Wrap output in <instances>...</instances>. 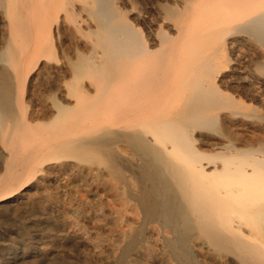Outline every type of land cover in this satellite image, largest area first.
Listing matches in <instances>:
<instances>
[{"label":"bare ground","instance_id":"1","mask_svg":"<svg viewBox=\"0 0 264 264\" xmlns=\"http://www.w3.org/2000/svg\"><path fill=\"white\" fill-rule=\"evenodd\" d=\"M2 210L0 264H264V0H0Z\"/></svg>","mask_w":264,"mask_h":264},{"label":"rangeland","instance_id":"2","mask_svg":"<svg viewBox=\"0 0 264 264\" xmlns=\"http://www.w3.org/2000/svg\"><path fill=\"white\" fill-rule=\"evenodd\" d=\"M6 212H7V210H2V211H0V223H1V222H5V219H6V217L8 216V213H6ZM6 227H7V228H11L9 223L6 224Z\"/></svg>","mask_w":264,"mask_h":264}]
</instances>
